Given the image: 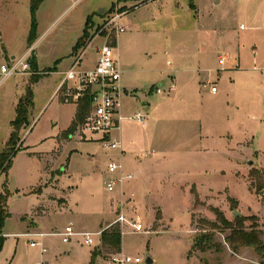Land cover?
<instances>
[{
  "label": "rangeland",
  "instance_id": "rangeland-1",
  "mask_svg": "<svg viewBox=\"0 0 264 264\" xmlns=\"http://www.w3.org/2000/svg\"><path fill=\"white\" fill-rule=\"evenodd\" d=\"M220 1L219 4L217 0L42 1L36 13L35 54L39 70L32 67L31 73L15 75L0 87V109L9 115L15 114L22 93L30 87L34 97L30 113L36 117L24 138L25 143L20 137L14 145L18 153L13 155L10 168L0 171V195L8 192V199L1 201L2 211L9 213L3 222L0 219V237H3L0 264H88L91 249L100 252L105 264H112L111 257L116 252L102 247L99 232L115 219L116 193L105 184L109 176V155L113 151L103 146L99 134L78 133L79 125L72 139L62 147L57 144L54 136L69 122L72 105L62 103L58 96L55 99L49 96L63 75L52 71L55 66L65 70L64 66L71 61L68 54L76 38L84 32L87 20L91 18L82 39L83 46L98 34L101 36L87 48L82 69L95 65L97 49L104 43L102 36L110 33L103 28V23L116 11L124 12L121 23L128 27L119 33L121 37L127 35L128 40L125 44L120 41L121 47L124 49L130 44L125 56L130 55L132 49L137 65H148V53L154 52L173 74L183 64L182 57L185 56V65L196 64L201 60V46L213 44L215 52L226 56V66L232 56H243L245 78L252 86L251 91H243L245 82L237 78L241 88L228 97L213 99L197 94L184 101L174 97L165 85L158 99L149 97L157 104L154 110L157 122L149 118L142 125L132 118L135 112L122 118L123 137L125 134L145 137V142L138 143L140 147L163 151L165 157V172L155 176L152 182L154 199L160 207L151 204L148 197L145 204H141L137 196H125L129 199L128 211L135 216L139 214L145 231L132 232L121 227L122 232L125 231L124 252L138 255L141 264H148L149 256L156 260L154 264L264 263L252 248L233 253L224 240L227 232L216 236L223 244L222 251L190 252L199 231V218L216 219L211 206L219 207L228 219L234 218L235 209L242 216L257 215L264 231V192L257 193L250 179V172L255 169L264 177V0ZM7 5V0H0V29L3 31L0 68L10 61L2 57V40L17 51V58L22 56L27 51L32 22L28 6L25 10L20 5L10 16L4 10ZM83 46L76 50V56ZM217 58L211 62L212 67L217 66ZM167 60L172 64L167 65ZM126 75L128 73L124 77ZM163 77L167 82L166 73ZM228 81L231 80L227 77L217 81L219 94ZM127 95L121 96V104L133 107L134 102L129 97L135 98L130 92ZM228 132L233 137L231 143L226 137ZM148 134L151 138L146 137ZM194 183L202 201L197 206H194L191 191ZM229 197L237 200L235 209ZM159 209L165 219L157 223ZM35 220L38 231L34 230ZM69 224L74 226L76 235L64 243L61 233L55 229L63 231ZM83 232L92 233L96 243L85 244ZM30 233L36 235L33 237ZM262 237L264 239V234ZM29 239L41 240L47 250L43 252L40 245L31 246Z\"/></svg>",
  "mask_w": 264,
  "mask_h": 264
},
{
  "label": "crops",
  "instance_id": "crops-1",
  "mask_svg": "<svg viewBox=\"0 0 264 264\" xmlns=\"http://www.w3.org/2000/svg\"><path fill=\"white\" fill-rule=\"evenodd\" d=\"M220 2H221L220 0H217L216 3L219 4ZM7 3L8 5L5 7L4 10H6L10 16H13L15 14V11L19 10L20 5H22L25 8V10H26V7L28 6L29 11H30L31 0H7ZM30 31H31V23H30L29 34L27 37V49L26 50L33 49L32 54L34 56L36 66L39 70L37 55L35 54V51H36L35 46L38 40H36L34 44L31 47H29L28 38L30 35ZM2 36H3V31L0 29V39ZM80 36L76 38V40L74 41L72 45V51L68 54L71 61L69 62V64H66L64 66L65 70H61V69L59 70V68L55 66L54 67L55 70L53 69L52 71L53 73H56V74L62 73L63 75L60 78V80L57 81V84L54 90L51 92L49 97L55 99L58 96L62 103L65 101H64L62 92L61 91L58 92V87L63 80L65 71L69 69V67L72 65V63L74 62L76 58V55L74 52V46L76 45ZM120 41L125 44L126 41H128L127 35H125L124 37H121L119 34H117L116 36L113 37V40H112V44L114 46V54L117 60L119 61L120 68L122 70L121 84L124 87L123 96L125 95L128 96L127 94L130 92L135 98V99H132L131 97H129L130 101L134 102L133 107H129V106L126 107L125 104L122 103L121 110H122V115H124L123 117H126L125 115L132 113V112L136 113L140 108L144 107L145 113H147L148 115V116L146 115V119L149 120V118H151L152 121L154 119V121L157 122L158 118L154 114V110L157 107V104L155 103V101H151L149 97L152 98L153 96H155V98L158 99V96L161 95L164 90L163 89L161 92H158L156 88L159 85H162V87H165L166 85L168 91L172 92L174 97H179L180 99L184 101L193 99L197 94L208 95V96H211L213 99H216V98L219 99L223 96L228 97V95L232 94L233 91L236 92L238 88H241V86H239V84L236 82L237 78L245 82L244 87H242L243 91L245 92L251 91V88H252L251 83L247 78H245L246 77L245 75L246 66L243 61V56L236 54L235 56H232L233 57L232 61L228 63V66H226V63H227L226 60L224 64L221 65L219 62V58L221 55L219 52L214 51L213 46H212L213 44H211L210 47L208 44H203L201 46L200 48V52L202 54V56H200L201 60H198L196 64L186 63L185 65V61H184L185 56L182 57L180 61L183 64L180 65L179 68H177L174 71L175 73L173 72L174 74L173 75L171 74V69L169 67H165L164 63H162L160 59L156 57V54L154 52L148 53L149 58H150L149 60L150 62L148 65H144V66L137 65L136 63L137 57L136 55L133 56L132 49L129 50L131 51L130 55H128L127 57L125 56L126 54L125 49L130 47V44L127 45L128 46L127 48L124 47L123 49V47H121ZM2 48H3L2 57H5V59L10 60L11 58L16 57L17 51L15 52V50L7 46L3 40H2ZM222 56H225V55H222ZM216 57H218L217 58L218 63L215 62V64L217 63V66L212 67L211 62H214ZM166 63L167 65L172 64L171 60H167ZM254 68L256 67L254 66ZM220 70H222V72L218 73V71ZM50 73L51 72H49L48 74ZM125 73H128V75L124 77ZM165 73L167 74V79H168L167 82L164 80V77H163ZM22 76H25V75H22ZM223 77H227L228 80H231V81L227 82L226 87L223 89L222 93L219 94L221 91L219 89L217 81H219ZM208 81L216 82L217 84L216 92H212L209 87L204 86V83ZM171 86H174V88L171 89ZM25 93H26V89L22 93V96H24ZM65 103L72 105L71 115L69 116V120H68L69 122L66 124V126H63L59 129L57 136H54V140H56L57 144H59L61 147L65 145L66 142L72 139V137L75 135V132H73L72 134H67L66 130L68 129L73 119L75 118V114L77 111V102L72 101V102H65ZM151 103L153 104V106ZM29 115L32 117L29 119L30 126L24 127L20 132V137L22 140H24V143L26 140L24 138L36 119V117H34L33 114L31 115L30 113ZM15 117H16V108H15V114L11 113L10 115L6 111L0 109V148L1 147L4 148L10 139V134L13 130L12 122L15 119ZM145 124H146V121L142 125H145ZM122 134L123 133H121V129L115 132V136H117L122 143L123 151L120 152V151L112 150L113 152L109 155V159L120 160L124 164L125 170L127 172H132L135 174V179H133L134 181L132 180L125 184L126 194L134 193V196H137L141 204H145L146 202L145 199L146 197H148L149 198L148 201L151 204H156L157 206H159L157 201L154 199V193H153L154 188L152 187L153 186L152 182L155 176L157 177L159 176L160 173L165 172L163 168L164 166L163 164L165 162L163 151L157 152L155 148H151V149L147 148L143 150L138 143L145 142L146 140L145 137L141 139L136 136L129 137L127 136V134H125L123 137ZM219 136L224 137V135H219ZM146 137L151 138V134H148ZM226 137L230 139V143L231 141H233V137L230 132L227 133ZM194 147L198 148L197 146H194ZM194 152H197V150L195 149ZM27 153L31 154L30 152H27ZM52 153H53V156H56L57 154L55 151H52ZM238 173L239 171L236 173V176H238ZM196 187H197L196 183L192 184V189L194 188L198 192ZM249 188H250V185H248V189ZM211 190H213V188H211ZM39 191H41V188ZM217 192L218 191H216L215 193ZM115 193L116 195H115V198L113 199V203H115L116 205H115L113 214L116 217L117 209L119 206V201L121 199V190L117 189L115 190ZM158 212L161 213V218L159 219L157 218ZM157 213H156V222L158 223V220L162 221L163 219H165V215L163 214V211L161 209H159ZM39 216H36V217H39ZM33 222L35 223L34 230H37L38 223L36 220ZM125 230L127 231L129 229H125ZM124 232H122V244H121L122 252L125 251L124 243H123V233ZM92 252L93 250L91 249L89 253L88 264H90V261L92 258ZM100 257L101 256L99 255L96 257L97 264H105L106 261L101 259ZM154 263H156L155 259H154L153 264Z\"/></svg>",
  "mask_w": 264,
  "mask_h": 264
},
{
  "label": "built area",
  "instance_id": "built-area-1",
  "mask_svg": "<svg viewBox=\"0 0 264 264\" xmlns=\"http://www.w3.org/2000/svg\"><path fill=\"white\" fill-rule=\"evenodd\" d=\"M74 1L77 2L78 0ZM123 14L124 12L116 11L103 23V28L109 29L110 33L107 32L105 36H102L104 43L97 49L95 66L90 69H82L81 62L87 48L93 44V41L97 37L101 36L100 34L95 36L76 56L72 65L65 71L63 80L58 87V92H62L65 102H77L89 89L91 90V93L94 94L93 108L79 125L78 133L83 136H86V134H99V140L106 149L118 150L120 152L123 151V147L120 139L115 136V132L121 129V120L123 118L121 96L124 94V87L121 84L122 70L119 61L115 57L112 40L114 36L127 30V27L121 23ZM32 50L28 49L22 56L18 58L13 57L7 64L1 65L0 86L15 75L31 73ZM219 62L223 65L225 56H220ZM204 86L210 87L212 92L217 91L216 82L208 81L204 83ZM172 88L174 86H171ZM156 90L161 92L163 90L162 85L157 86ZM132 118L144 124L146 121L144 107L133 114ZM107 167L109 176L105 180L106 187L110 191L121 190V199L112 225L118 224L120 228L129 229L132 232L145 231V227L139 219V214L136 216L134 213L130 214L127 207L129 199H125L127 195L130 197L134 196V193L126 194L125 184L128 180L135 179V174L127 172L124 164L117 159H110ZM131 206L134 207L135 205ZM110 224L106 228L112 226ZM103 229L99 232L100 236ZM55 231L61 233L62 241L65 243L70 242L76 235L72 224L67 225L63 231L59 229H55ZM30 234L32 236L36 235V233ZM42 236L43 234L41 233L40 237L42 238ZM83 236L85 244L92 246L96 243L92 233L83 232ZM29 240L31 246L40 245L43 252L47 250L42 245L41 240ZM130 262L141 264L142 259L139 256H132L122 251L116 252L111 257L112 264H126Z\"/></svg>",
  "mask_w": 264,
  "mask_h": 264
},
{
  "label": "trees",
  "instance_id": "trees-1",
  "mask_svg": "<svg viewBox=\"0 0 264 264\" xmlns=\"http://www.w3.org/2000/svg\"><path fill=\"white\" fill-rule=\"evenodd\" d=\"M43 0H31L30 12H31V31L28 38L29 47H31L36 41V13L41 5ZM91 22V18H89L86 22V26L84 28L83 34L78 39L76 45L74 46V52L79 47H82L84 43L82 39L85 37L88 31V24ZM85 47V46H83ZM31 63L33 69H36V63L34 60V56L32 54ZM33 92L30 87L27 88L26 93L22 96L17 103L16 106V117L12 122L13 130L10 134V139L8 141L5 149L0 150V171H6L10 168L12 164L13 155L16 154L17 151L14 150V145L20 139L21 130L29 125L28 116L30 114V108L34 102ZM94 94L91 93L89 89L85 95H83L77 101V111L75 114V118L73 119L71 125L66 130L67 134H72L76 131L78 125H80L87 114L93 108ZM10 146V147H9ZM251 187L255 188L257 193L264 192V177L261 171L255 169L250 172ZM192 192L195 196L194 206L202 204L201 199L199 198V194L196 189H192ZM0 219L1 222L9 215L8 212L2 211L3 203L1 201L8 199V192L6 191L5 195H0ZM264 199V198H263ZM229 201L233 207V209L237 206V200L229 197ZM211 211L215 214L216 219L211 221L207 218H199L198 220V233L194 236L193 244L191 246L190 252L200 251L206 252L209 250L222 251L223 244L216 240V236L219 232L226 233L225 242L229 244L233 253L239 254L242 248H252L259 256L261 260H264V239L263 234L264 231L262 229V225L260 224V217L257 215H235L233 219H228L224 212L217 206H211ZM157 218H161V213H157ZM250 222V223H247ZM264 224V222H263ZM201 226V227H200ZM204 226H207L205 228ZM102 247L108 248L113 252L121 251L122 244V230L118 224H114L108 228H105L102 231L100 236ZM3 237H0V249L2 247ZM100 254L99 251L94 250L92 252V258L90 264L96 263V257ZM262 264H264L261 261Z\"/></svg>",
  "mask_w": 264,
  "mask_h": 264
},
{
  "label": "water",
  "instance_id": "water-1",
  "mask_svg": "<svg viewBox=\"0 0 264 264\" xmlns=\"http://www.w3.org/2000/svg\"><path fill=\"white\" fill-rule=\"evenodd\" d=\"M251 162V161H250ZM249 162V163H250ZM234 214L235 215H240V211H238L237 209H235L234 210ZM146 262L148 263V264H153V262H154V259L151 257V256H149L147 259H146Z\"/></svg>",
  "mask_w": 264,
  "mask_h": 264
}]
</instances>
